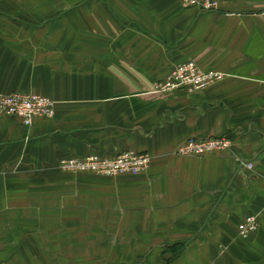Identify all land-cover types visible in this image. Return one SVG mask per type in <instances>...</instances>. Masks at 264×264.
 I'll return each mask as SVG.
<instances>
[{
  "label": "crops",
  "instance_id": "obj_1",
  "mask_svg": "<svg viewBox=\"0 0 264 264\" xmlns=\"http://www.w3.org/2000/svg\"><path fill=\"white\" fill-rule=\"evenodd\" d=\"M216 1L0 0V95L54 100L30 126L0 114V264H264V0ZM189 59L223 76L152 91ZM222 135L227 149L177 152ZM122 150L149 165L57 166ZM247 214L257 227L241 236Z\"/></svg>",
  "mask_w": 264,
  "mask_h": 264
},
{
  "label": "built area",
  "instance_id": "obj_2",
  "mask_svg": "<svg viewBox=\"0 0 264 264\" xmlns=\"http://www.w3.org/2000/svg\"><path fill=\"white\" fill-rule=\"evenodd\" d=\"M185 7H197L202 11L217 8L216 0H179ZM223 76L222 72L202 69L195 60L189 59L174 65L153 86L155 93H167L179 88L188 91L203 89ZM54 112V102L47 96L32 92H11L0 95V114L16 116L24 126H30L35 118L50 117ZM230 140L226 136H190L177 149L185 155H203L209 152L227 149ZM147 152L122 150L112 156L99 153H89L83 156L61 157L59 168L73 167L97 175L115 176L119 174H139L150 163ZM251 167L252 163H242ZM257 227L253 214H247L240 222L238 233L247 236Z\"/></svg>",
  "mask_w": 264,
  "mask_h": 264
},
{
  "label": "rangeland",
  "instance_id": "obj_3",
  "mask_svg": "<svg viewBox=\"0 0 264 264\" xmlns=\"http://www.w3.org/2000/svg\"><path fill=\"white\" fill-rule=\"evenodd\" d=\"M65 1H67L66 7H65V11H67V12L71 11V7L74 6V5H77L78 3H80V4L86 3V0H74V2H73V0H65ZM55 17H56L55 13H48L47 14V19H52V18H55ZM53 102H54V100H53ZM59 169L65 171V172H70V173L88 172V171H84V170L74 169L73 167H70V166L69 167H65V168H59Z\"/></svg>",
  "mask_w": 264,
  "mask_h": 264
}]
</instances>
